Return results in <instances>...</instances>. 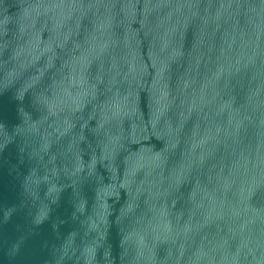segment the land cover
Masks as SVG:
<instances>
[{"label":"water","instance_id":"1","mask_svg":"<svg viewBox=\"0 0 264 264\" xmlns=\"http://www.w3.org/2000/svg\"><path fill=\"white\" fill-rule=\"evenodd\" d=\"M0 264H264V0H0Z\"/></svg>","mask_w":264,"mask_h":264}]
</instances>
